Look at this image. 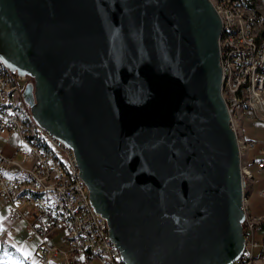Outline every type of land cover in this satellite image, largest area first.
I'll return each instance as SVG.
<instances>
[{
  "label": "water",
  "instance_id": "95a60500",
  "mask_svg": "<svg viewBox=\"0 0 264 264\" xmlns=\"http://www.w3.org/2000/svg\"><path fill=\"white\" fill-rule=\"evenodd\" d=\"M212 0H0V61L74 152L125 264H232L239 142Z\"/></svg>",
  "mask_w": 264,
  "mask_h": 264
},
{
  "label": "built area",
  "instance_id": "2783aa9c",
  "mask_svg": "<svg viewBox=\"0 0 264 264\" xmlns=\"http://www.w3.org/2000/svg\"><path fill=\"white\" fill-rule=\"evenodd\" d=\"M222 21V97L237 134L245 180L246 244L232 264H264V216L249 210L255 179L264 173V140L247 139L245 121H264V0H212ZM29 78L0 63V137L16 135L12 155L0 147V250L21 223L39 239L26 264H125L108 222L95 211L74 152L39 126L23 102ZM252 153H256L254 156ZM264 199V184L257 190ZM39 254V255H38Z\"/></svg>",
  "mask_w": 264,
  "mask_h": 264
},
{
  "label": "rangeland",
  "instance_id": "374dc122",
  "mask_svg": "<svg viewBox=\"0 0 264 264\" xmlns=\"http://www.w3.org/2000/svg\"><path fill=\"white\" fill-rule=\"evenodd\" d=\"M242 129L247 139L254 137L263 138L264 127L261 121H257L256 124L245 121L242 125ZM8 137V135L2 138L0 137V146L7 149V153L12 151V148L9 147L10 144L8 145L9 139L11 138ZM11 143L12 145H17V141L14 138L11 139ZM14 234L15 235L10 238L9 246L0 250V264H26L25 258L30 256L33 257L36 253L39 239L35 237L30 238V231L26 228L24 223L15 226ZM51 262L52 264H56L57 260L51 259Z\"/></svg>",
  "mask_w": 264,
  "mask_h": 264
},
{
  "label": "crops",
  "instance_id": "0c3cea01",
  "mask_svg": "<svg viewBox=\"0 0 264 264\" xmlns=\"http://www.w3.org/2000/svg\"><path fill=\"white\" fill-rule=\"evenodd\" d=\"M249 122H251V121H249ZM256 122L257 121H254L252 123L256 124ZM261 122H262L263 127H264V121H261ZM8 138H11V139L14 138L17 141V143L19 142V140H18L16 135L12 134ZM11 139H9V142H11ZM250 139L263 141L264 140V134H263V138L254 137V138H250ZM2 148L4 149V151L6 153L8 152L7 149H5L4 147H2ZM7 154L8 155H12V151H9V153H7ZM255 154L256 153H252L253 156ZM263 184H264V173L262 175H259V176L256 177L253 191H252L251 195L249 196V210L254 216H264V199L259 197V195L257 194V190L260 189L263 186ZM14 235L15 234H13L12 237ZM256 239L259 242H263L264 241V233L263 232H257L256 233Z\"/></svg>",
  "mask_w": 264,
  "mask_h": 264
},
{
  "label": "bare ground",
  "instance_id": "6f19581e",
  "mask_svg": "<svg viewBox=\"0 0 264 264\" xmlns=\"http://www.w3.org/2000/svg\"><path fill=\"white\" fill-rule=\"evenodd\" d=\"M0 63H1V61H0ZM2 64V63H1ZM4 66V65H3ZM5 67V66H4ZM6 68V67H5ZM7 69V68H6ZM8 70V69H7ZM11 72V71H10ZM15 74H17V73H15ZM29 78V77H28ZM29 80L31 81V79L29 78ZM30 81H28V83L30 82ZM27 83V84H28ZM27 84H26V86H27ZM25 86V87H26ZM25 90V89H24ZM24 93V92H23ZM22 99H23V95H22ZM23 102L25 103V101H24V99H23ZM25 105H26V103H25ZM26 107L29 109V107L26 105ZM30 110V109H29ZM239 149H240V146H239Z\"/></svg>",
  "mask_w": 264,
  "mask_h": 264
}]
</instances>
